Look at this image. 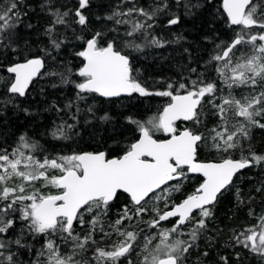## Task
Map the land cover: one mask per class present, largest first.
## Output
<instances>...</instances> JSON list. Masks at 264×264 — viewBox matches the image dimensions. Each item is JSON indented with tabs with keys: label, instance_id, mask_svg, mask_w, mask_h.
<instances>
[{
	"label": "snow or ice",
	"instance_id": "snow-or-ice-1",
	"mask_svg": "<svg viewBox=\"0 0 264 264\" xmlns=\"http://www.w3.org/2000/svg\"><path fill=\"white\" fill-rule=\"evenodd\" d=\"M0 264H264V0H0Z\"/></svg>",
	"mask_w": 264,
	"mask_h": 264
}]
</instances>
